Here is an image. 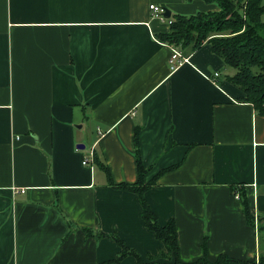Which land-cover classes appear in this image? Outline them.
<instances>
[{
  "label": "crops",
  "instance_id": "obj_1",
  "mask_svg": "<svg viewBox=\"0 0 264 264\" xmlns=\"http://www.w3.org/2000/svg\"><path fill=\"white\" fill-rule=\"evenodd\" d=\"M151 4L217 11L0 0V264H107L121 251L110 235L143 258L164 251L137 195L83 164L90 147L115 184L137 183L136 136L145 183L157 178L145 197L162 226L175 220L183 261L264 256V115L208 43L172 70L175 49L158 40L170 26Z\"/></svg>",
  "mask_w": 264,
  "mask_h": 264
},
{
  "label": "trees",
  "instance_id": "obj_2",
  "mask_svg": "<svg viewBox=\"0 0 264 264\" xmlns=\"http://www.w3.org/2000/svg\"><path fill=\"white\" fill-rule=\"evenodd\" d=\"M196 1V0H188ZM205 4L215 5L217 11L198 12L191 16L172 15L170 30L158 36V40L179 49L188 55L209 44L213 54L221 58L235 74L228 80L242 91L244 103L253 105L259 114L264 115V0H197ZM136 158L139 173L135 184H115L109 167L104 165L98 154H94V164L97 169L104 172L108 178V185L118 190H126L137 195L141 204V217L149 231L155 233L156 238L165 245V250L157 255L143 258L135 250L124 244L116 235H110L121 248L116 259L107 264H122L128 256H133L136 264H264V256L259 262L237 260L229 256L220 255L216 260L210 261L204 255L197 261L188 262L181 259L178 230L175 220L162 226L158 216L145 197L147 191L156 184L157 178L145 183L146 170L139 155V144L136 136ZM240 193L248 216V223L252 224L248 213V199L242 190L234 189ZM91 234V233H89ZM99 237H107L101 234ZM109 237V238H110Z\"/></svg>",
  "mask_w": 264,
  "mask_h": 264
},
{
  "label": "built area",
  "instance_id": "obj_3",
  "mask_svg": "<svg viewBox=\"0 0 264 264\" xmlns=\"http://www.w3.org/2000/svg\"><path fill=\"white\" fill-rule=\"evenodd\" d=\"M150 10L153 14V17L159 19L161 22L163 21L164 23H167L170 25L172 21L167 17V9L164 6L156 5V4H151L150 5ZM174 49V48H173ZM189 58L182 55V52L179 49H175L173 51V56L171 57L170 60V68L172 70L178 69L179 66L188 63ZM220 77L219 73H215L212 76H208L210 80L216 83V80ZM94 151L91 152V154L87 157L83 158V164L85 166L92 165L94 164ZM23 191V190H22ZM24 192V191H23Z\"/></svg>",
  "mask_w": 264,
  "mask_h": 264
},
{
  "label": "water",
  "instance_id": "obj_4",
  "mask_svg": "<svg viewBox=\"0 0 264 264\" xmlns=\"http://www.w3.org/2000/svg\"><path fill=\"white\" fill-rule=\"evenodd\" d=\"M166 12H167V17L170 18L172 16L171 12L170 11H166ZM79 148L85 149V146L84 145H79Z\"/></svg>",
  "mask_w": 264,
  "mask_h": 264
},
{
  "label": "rangeland",
  "instance_id": "obj_5",
  "mask_svg": "<svg viewBox=\"0 0 264 264\" xmlns=\"http://www.w3.org/2000/svg\"><path fill=\"white\" fill-rule=\"evenodd\" d=\"M263 21H264V17H263ZM231 70L233 71L234 69L232 68ZM234 71H235V70H234ZM234 71H233V73H234ZM89 148H90V147H88V150H87V156L90 155V152H91V151L89 152ZM90 168H91V167H90Z\"/></svg>",
  "mask_w": 264,
  "mask_h": 264
}]
</instances>
